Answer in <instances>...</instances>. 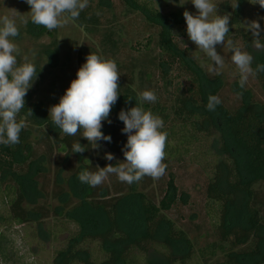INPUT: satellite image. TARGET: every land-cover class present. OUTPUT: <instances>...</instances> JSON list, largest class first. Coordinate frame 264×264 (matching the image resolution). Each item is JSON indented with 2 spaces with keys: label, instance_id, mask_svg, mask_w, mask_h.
<instances>
[{
  "label": "trees",
  "instance_id": "obj_1",
  "mask_svg": "<svg viewBox=\"0 0 264 264\" xmlns=\"http://www.w3.org/2000/svg\"><path fill=\"white\" fill-rule=\"evenodd\" d=\"M119 2L121 14L125 18L139 17L145 27L142 32L149 33L138 58L128 65L115 61L125 81L119 80L120 96L109 117L112 123L103 122L101 129L112 137V142L101 141L99 150L89 146L78 156L72 154L74 141L82 145L88 141L79 133L64 135L44 117L42 106L25 99V108L17 117H26L20 143L14 147L0 145V229L38 225L42 239L53 236L54 242H60L51 264H264V104L253 100L250 90L234 83L232 92H243L241 103L233 110L221 103L215 112L207 111L208 95L218 96L222 83L207 78L187 50L177 44L176 37L186 34L185 20L178 14L159 12L153 0ZM251 6L249 0H239V7L233 10L226 2L219 13L231 14L227 37L241 41L244 50L253 55L255 67L264 64V51L252 46L251 33L239 25L244 11ZM114 11L110 0H98L74 20L96 40L101 56L120 53L118 34L123 27ZM261 35L264 37V32ZM86 56L80 51V66ZM172 72L177 74L174 78ZM135 78L137 89L132 88ZM254 78L264 91V73ZM159 81L165 99L158 94ZM144 90L156 93L154 104L139 100L138 94ZM129 98L132 100L126 103ZM135 104L164 120L162 131L168 133L166 165L188 159L207 175L204 208L215 241L195 249L186 232L165 214L177 200L185 204V195L178 197L171 174L159 199L149 191L151 177L131 185L114 175L97 187L79 182L78 173L83 169L96 171L97 165H115L124 160L121 148L127 135L121 132L124 125L118 113ZM29 109L32 116L27 115ZM34 134L38 136L35 142ZM208 140L211 153L205 155L206 147L201 143ZM38 142L46 147L44 153L38 154ZM105 152L114 154L115 159L105 160ZM51 161L53 177L48 166ZM63 174L69 176L63 179ZM28 184L43 199L31 207L26 206ZM49 200H63V204L51 208ZM49 219L54 222L53 230H42L41 225ZM5 241V234L0 232V260L7 263L9 258L2 249Z\"/></svg>",
  "mask_w": 264,
  "mask_h": 264
},
{
  "label": "clouds",
  "instance_id": "obj_2",
  "mask_svg": "<svg viewBox=\"0 0 264 264\" xmlns=\"http://www.w3.org/2000/svg\"><path fill=\"white\" fill-rule=\"evenodd\" d=\"M25 3L30 6L28 13L31 22L52 31L78 19L88 7L89 0H25ZM249 3L258 4L264 9V0H249ZM191 4L196 9L195 14L187 10L183 12L189 40L213 62L210 71L218 72L224 67L225 60L217 51V46L227 47L231 52V61L238 69V86L243 90L250 77L264 73V64L253 67V55L237 46L232 39H226L230 30V13L220 14L214 0H191ZM229 4L235 10L239 7V0H231ZM260 20H264V17L245 18L239 25L245 32L251 33L252 46L264 51V37L261 35L264 28ZM21 22L27 24L28 20L22 19ZM17 36L19 29L16 20L9 15L0 16V145L13 147L20 143L21 131L26 127V117L19 120L17 117L25 108V97L39 72L27 55L23 56L22 62H18L21 50L14 42ZM120 75L113 59L91 52L85 57L76 78L70 82L59 102L49 108L54 127L66 136H77L79 133V137L88 141L87 145H82L79 140L74 141L71 145L72 154H82L89 146L99 150L101 141L112 142V137L105 135L101 129L103 122L112 123L109 117L120 96ZM237 95L242 96L243 92ZM138 98L142 103L154 104L157 101L153 90L140 92ZM131 100L127 99L126 103ZM221 103L219 96L209 94L206 110L215 112ZM27 115H33L30 109ZM118 119L124 125L121 132L127 135V141L121 148L124 160L115 165H97L96 171L81 170L78 173L80 183L97 187L114 175L120 182L131 185L144 177L156 180L165 174L168 133L162 131L164 120L137 104L126 110L122 108ZM103 158L112 161L115 156L105 152Z\"/></svg>",
  "mask_w": 264,
  "mask_h": 264
},
{
  "label": "rangeland",
  "instance_id": "obj_3",
  "mask_svg": "<svg viewBox=\"0 0 264 264\" xmlns=\"http://www.w3.org/2000/svg\"><path fill=\"white\" fill-rule=\"evenodd\" d=\"M97 1L89 0V5L93 6ZM110 1L115 6L114 15L118 16L120 25L123 27V31L118 34L121 42L120 53L117 56L102 54V57L113 59L119 65H128L131 59L138 58L144 52V44L149 32H142L145 27L139 17L132 15L125 18L121 14L119 0ZM153 2L154 7L159 12L178 14L183 19L185 10L193 14L196 12L191 0H153ZM214 2L218 4L220 10L223 9L224 3H231V0H214ZM255 6L248 7L244 11L242 20L245 18L251 20L264 17V9L258 5ZM28 12H30V6L25 3V0H0V16L9 15L14 18L19 29V36L14 38V42L21 50L18 62H22L23 56L27 55L29 61L34 63L37 71H39L38 78L27 92L25 99L30 103H37L42 106L44 117L51 121L49 108L59 102L70 82L76 78L77 70L80 68V51L83 50L88 55L95 51L100 54V50L96 40L74 21L63 28L49 31L43 26L39 29L38 26L34 25ZM22 19L28 20V23H22ZM259 22L261 27L264 28V20ZM183 26L186 32V22ZM226 39H229V37H226ZM176 41L182 49L187 50L190 57L203 70L207 78L220 79L222 89L218 96L225 107L229 110L235 109L241 103V98L232 92V85L238 83L239 73L231 61V52L228 48L217 46V51L224 57L225 64L222 69L216 72L209 70L213 62L189 40L187 32L183 37H176ZM234 43L244 50L240 40H234ZM174 73H171L173 78L177 75ZM123 75V72H121L120 81H125V75ZM134 75L135 77L138 76L137 74ZM181 83L184 85L186 81ZM160 85L159 81L157 86L159 89L158 94L162 99H165V93L162 89L160 90ZM132 88L137 89V78H135ZM244 89L252 92L253 100L264 104V91L259 80L250 77ZM32 140L35 142L38 140V136L34 134ZM38 143V154L44 153L46 147L43 143ZM209 143H211L210 140L206 141V143H201V145L206 147L203 149V152L206 150L205 155H210L211 153L209 151ZM194 150L197 152L196 149ZM78 154L76 153L77 156ZM52 163L53 161L48 165L51 176L53 175ZM169 174L175 178L178 197H180L181 193L185 195L183 200L185 204L180 199L177 200L172 208L165 212L167 217L173 221L178 229L186 232L195 249L204 246L208 242L215 241L216 234L211 228L204 208L206 204L204 194L207 175L203 173L199 165L193 161L190 162L188 159L180 164L172 162L167 165L165 174L161 178L153 179L149 191L154 193L157 199L164 194ZM68 176L63 174L61 178L66 179ZM26 198L27 207H31L43 200L39 194H36L31 184L26 187ZM48 202L51 208L63 204V200L61 202L49 200ZM73 204H77L76 199H73ZM53 224L52 219L46 220L41 225V229L53 230ZM38 229L39 226L33 223L0 229V232H3L6 237V241L2 243V249L9 258L7 263L0 260V264H51L53 252L60 246V242L57 243L58 240L54 242L53 236L49 239H42ZM58 239L61 241L63 236Z\"/></svg>",
  "mask_w": 264,
  "mask_h": 264
}]
</instances>
